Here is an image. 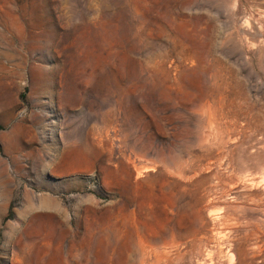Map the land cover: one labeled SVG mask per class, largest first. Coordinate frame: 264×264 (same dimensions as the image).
<instances>
[{
    "label": "rangeland",
    "instance_id": "374dc122",
    "mask_svg": "<svg viewBox=\"0 0 264 264\" xmlns=\"http://www.w3.org/2000/svg\"><path fill=\"white\" fill-rule=\"evenodd\" d=\"M0 264H264V0H0Z\"/></svg>",
    "mask_w": 264,
    "mask_h": 264
}]
</instances>
